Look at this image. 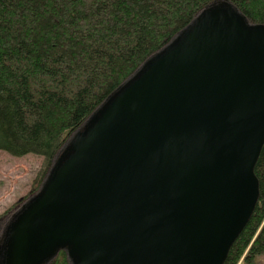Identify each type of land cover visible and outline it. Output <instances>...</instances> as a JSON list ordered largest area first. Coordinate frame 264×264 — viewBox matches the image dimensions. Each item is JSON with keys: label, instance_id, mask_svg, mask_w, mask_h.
<instances>
[{"label": "water", "instance_id": "1", "mask_svg": "<svg viewBox=\"0 0 264 264\" xmlns=\"http://www.w3.org/2000/svg\"><path fill=\"white\" fill-rule=\"evenodd\" d=\"M263 145L264 25L214 0L66 138L0 264H223Z\"/></svg>", "mask_w": 264, "mask_h": 264}, {"label": "trees", "instance_id": "2", "mask_svg": "<svg viewBox=\"0 0 264 264\" xmlns=\"http://www.w3.org/2000/svg\"><path fill=\"white\" fill-rule=\"evenodd\" d=\"M212 1L0 0V151L41 156V180L66 138ZM228 1L264 25V0ZM254 174L257 204L223 264L264 255V145ZM51 264H68L65 252Z\"/></svg>", "mask_w": 264, "mask_h": 264}, {"label": "rangeland", "instance_id": "3", "mask_svg": "<svg viewBox=\"0 0 264 264\" xmlns=\"http://www.w3.org/2000/svg\"><path fill=\"white\" fill-rule=\"evenodd\" d=\"M42 166L41 156L15 157L0 151V232L9 215L39 188ZM256 262L264 264V255L257 256Z\"/></svg>", "mask_w": 264, "mask_h": 264}]
</instances>
